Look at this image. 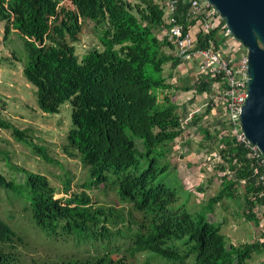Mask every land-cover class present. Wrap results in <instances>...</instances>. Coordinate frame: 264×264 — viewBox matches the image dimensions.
I'll list each match as a JSON object with an SVG mask.
<instances>
[{"label": "trees", "instance_id": "16d2710c", "mask_svg": "<svg viewBox=\"0 0 264 264\" xmlns=\"http://www.w3.org/2000/svg\"><path fill=\"white\" fill-rule=\"evenodd\" d=\"M190 6V0H179L175 13L185 32L202 19L189 17ZM166 15L167 0H0L5 36L17 33L22 41L23 75L36 88L39 108L58 114L63 104L71 103L72 127L63 150L79 158L89 172L80 193L68 196L66 182L64 198H56L57 190L45 175L19 168L26 181L16 184L0 172V189L23 198L39 232L76 243H99L104 250L97 257H70L52 264H128L126 257L140 253L172 264H249L255 255H264V194L253 179L255 160L229 133L222 134V127L209 125L214 120L206 117L217 113L214 101L183 127L185 117L175 93L190 91L191 86L178 88L169 82L183 61L160 35L170 28ZM88 23L101 49H90L80 59L75 44ZM223 28L224 21L208 32L200 30L195 49L211 43L220 49ZM220 80L197 73L196 93L208 94ZM0 127L11 129L45 162H56L2 118ZM200 127L206 140H216L224 164L214 165L224 175L217 195L192 212L182 201L186 191L177 175L180 161L171 157L181 141L188 146L192 128ZM103 184L113 185L128 208L96 204L87 190ZM238 195L247 207L245 219L259 235L237 246L210 216L224 197ZM114 241L117 247L111 246ZM23 245L24 238L0 218V264H24L19 250Z\"/></svg>", "mask_w": 264, "mask_h": 264}, {"label": "rangeland", "instance_id": "374dc122", "mask_svg": "<svg viewBox=\"0 0 264 264\" xmlns=\"http://www.w3.org/2000/svg\"><path fill=\"white\" fill-rule=\"evenodd\" d=\"M161 1V0H160ZM67 4V2L65 1ZM200 24H196L194 30L198 31ZM93 24L84 26L79 36V41L75 44L76 54L81 59L82 56L93 48L101 49V45L94 35ZM162 37L163 33L160 34ZM228 48L226 41H221V47ZM22 41L17 33L5 36V22L0 20V118L5 122L15 126L25 132L27 138L36 146L45 148L47 154L54 159L55 163L45 162L26 143L19 141L11 129L0 127V172L16 184L26 181L24 173L20 169L45 175L52 186L57 190L56 198H64L66 182L70 181L68 196L80 193L83 186L89 180L88 168L85 167L79 158L68 157L63 150L67 142V135L72 127V105L66 102L62 105L58 114H46L38 106L36 88L28 83L23 75V61L20 59ZM187 70L175 72L173 79L175 87L189 84L190 91L178 90L175 99L180 102L183 116L187 118L191 113L202 114L206 112L207 104L210 101V92L199 95L196 93L197 79L196 62L183 64ZM184 69V67H182ZM181 68V69H182ZM170 73V64L166 65L164 75ZM206 120H214L209 123L211 127L220 125V112L214 116L212 113ZM194 128V127H193ZM191 130L192 136L187 138L186 143L180 142L179 149L174 151L171 161L174 158L182 160L187 164L189 170L180 168L177 170L180 181L185 186V196L182 201L186 202L192 212H197L207 205L209 199L219 192L221 188L220 170L211 163L213 155L218 147L214 138L205 139L200 130ZM213 132L210 133L213 136ZM187 153V156L184 154ZM184 156V157H182ZM20 168V169H19ZM183 172L185 174H183ZM202 188V190H200ZM243 189L239 188V194ZM96 204L103 206H115L118 208H128V204L120 202L116 189L111 184H103L87 190ZM67 196V197H68ZM25 201L14 193L0 189V218L6 221L13 229L20 234L25 245L19 247L20 255L24 264H40L48 262L52 264L56 261L76 258H93L104 253L99 247V243H76L74 239L67 241L62 237H48L39 232L33 225L29 213L25 209ZM247 207L242 198L224 197L215 206L214 213L210 216L211 221L222 225V233L226 235L229 243L240 245L253 242L259 235V230L252 222L245 219ZM263 211V210H261ZM137 218H141L136 213ZM263 221H261V224ZM118 227H125L120 224ZM118 242H112V247H117ZM128 246V244H127ZM126 247V245H124ZM118 256L122 255L118 253ZM128 264H172L152 257L149 253L136 254L133 259L126 257ZM264 255H255L249 264H261Z\"/></svg>", "mask_w": 264, "mask_h": 264}, {"label": "built area", "instance_id": "2783aa9c", "mask_svg": "<svg viewBox=\"0 0 264 264\" xmlns=\"http://www.w3.org/2000/svg\"><path fill=\"white\" fill-rule=\"evenodd\" d=\"M179 0H167L166 22L170 28L165 30L166 37L176 48V56L183 64L196 62L198 73L210 75L211 77L221 76V80L210 87V101H214L215 109L221 114V122L217 127H222V134L229 133L236 141L243 145L248 151L249 156L254 158L256 166L253 179L257 186L261 188V195L264 194V155L258 146L251 144L246 138L240 121L242 107L248 98V50L244 45L235 39L228 30L221 29V34L226 41L228 48L217 49L214 43L208 48L196 50V34L200 30L208 32L222 24V19L210 5L207 0H190L189 17L191 19L199 18L201 20L198 31L185 32L181 24L178 23L175 13L178 9ZM235 55L233 59H227L226 56ZM217 113H213L214 116ZM194 113H191L183 121V127L191 124ZM195 130V129H193ZM213 164H224L218 151L211 155ZM214 167H216L214 165ZM220 182L224 172L220 171ZM244 187L245 181L240 182ZM263 223L261 224L263 226ZM264 232V228L261 233Z\"/></svg>", "mask_w": 264, "mask_h": 264}, {"label": "water", "instance_id": "95a60500", "mask_svg": "<svg viewBox=\"0 0 264 264\" xmlns=\"http://www.w3.org/2000/svg\"><path fill=\"white\" fill-rule=\"evenodd\" d=\"M248 50V98L240 116L248 141L264 155V0H207Z\"/></svg>", "mask_w": 264, "mask_h": 264}, {"label": "crops", "instance_id": "0c3cea01", "mask_svg": "<svg viewBox=\"0 0 264 264\" xmlns=\"http://www.w3.org/2000/svg\"><path fill=\"white\" fill-rule=\"evenodd\" d=\"M162 34V33H161ZM182 67H184V69L182 68ZM182 68V69H181ZM184 70H187V66H185V65H183V64H181L176 70H174L173 71V74L174 75H176V73L179 71V72H182V71H184ZM176 72V73H175ZM173 79V78H172ZM174 80V79H173ZM169 82L171 83V84H173L174 83V81L172 82V81H170L169 80ZM175 85V84H174ZM187 153L188 152H186V155L185 156H187ZM179 161H180V168L182 169V168H185L186 170H189V168H188V166L190 165V163L188 162L187 164H185V162L182 160V158L181 159H179ZM178 167V168H179ZM179 168V172H182L181 171V169ZM183 174H185L184 172H183Z\"/></svg>", "mask_w": 264, "mask_h": 264}]
</instances>
